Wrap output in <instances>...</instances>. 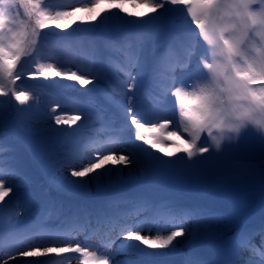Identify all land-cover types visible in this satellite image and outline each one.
I'll return each mask as SVG.
<instances>
[{
  "label": "rangeland",
  "instance_id": "obj_1",
  "mask_svg": "<svg viewBox=\"0 0 264 264\" xmlns=\"http://www.w3.org/2000/svg\"><path fill=\"white\" fill-rule=\"evenodd\" d=\"M91 2L50 0L48 7L50 11H57ZM104 6L108 8V5ZM21 9L18 21H24L27 17H23L24 10ZM115 11H118L117 16ZM142 11L147 10L134 7L129 2L124 5L123 12L119 9L108 12L106 15L111 16V19L102 26L107 31H114L115 28L119 34L125 33L127 21H138L139 25L146 27L143 21L150 20V17L128 15L130 12ZM89 15L85 12L77 13L72 18L75 23L58 32L71 34L75 26L81 25L80 22L87 20ZM177 16L181 18L177 11L163 13L159 19L147 24L153 30H149L151 33L147 31L125 36L124 43H113L110 46L112 52L104 50L100 41H94L93 46L83 44L79 50L75 45L67 43V50H62L59 43L51 40L50 44L42 34L43 39L37 50L31 56L21 59L17 65L21 80L17 81V86L28 91L31 99L21 105L14 97H0V101L4 102L0 104V175L4 180L18 178L22 183L24 181L21 187H13V193L5 198L7 209L0 213V232L5 236L6 248V239L13 230L31 231L34 237H40L33 239L32 243L43 245L49 243L46 238L48 231H72L66 222L77 218L82 223L74 230L77 233L71 235L73 246L76 243L89 246V250L96 249L99 254L110 243V251L118 253L114 257L117 264L122 252L140 262L154 256L143 252L120 251V246L126 245H120L123 238L117 239L120 224L135 223L153 229L155 236L157 232L168 234L165 230H171L174 224L180 223L179 218L183 217L185 236L181 237L177 247L175 245L181 238L163 250L148 246L144 248L140 244L147 253H163L172 258H180L175 263L157 264H264V235L261 236L264 231L261 229L263 227L256 225V220L260 221L259 217L264 218V193H250L264 189V175L259 171L260 162L264 161V140L261 135L249 129L238 141L227 142L220 152L210 149L209 153L194 161L186 158L180 161L184 154L178 153L171 158L176 163L161 164L156 157L162 160H169V157L136 140L134 126L130 120L125 119L120 103L124 98L119 93L129 83L126 70L134 60L138 59L142 65L138 75L137 70L133 69L136 75L134 114L138 113L144 121L154 119L160 109L158 103L153 106L149 102L150 96H161L173 84V76L179 85H190L193 77L198 74L200 58L207 47L200 39L195 54L189 53L185 37L179 35L183 29ZM103 18L80 27L95 31ZM8 27H14V24L10 22ZM155 50L157 69L151 73L149 65ZM39 63H54L62 69L87 68L101 82L87 87H71L70 82L62 79L59 81V77L55 80L33 78L30 74ZM41 84H45L43 88H40ZM49 85L56 88L52 90ZM166 101L165 115L178 120L175 98L169 94ZM7 103L14 104V110ZM56 114H79L81 119L74 124L57 125L54 119ZM94 115L97 117L93 119ZM101 148H111L117 154L135 156L141 165H105V169H120L121 178L117 179L114 171L111 181L108 177L93 180V176L105 170L97 169L96 173L79 178L88 181L80 189L67 190L52 183L57 161L71 155L82 165L93 159ZM64 175L72 180L78 179L71 177L70 169H65ZM124 186L129 187L123 190ZM88 197L94 200H87ZM259 202L261 206L254 208ZM82 205L87 208L93 222L84 221L87 216L76 214V208ZM0 207L4 205L0 204ZM136 207L142 208L140 215L128 216ZM14 212L22 217L12 218ZM106 216L116 217L119 226L104 222ZM87 225L91 228H87ZM91 229L96 230L99 237L93 236L94 242L86 244L85 235L82 234H96ZM78 231L83 233L78 234ZM105 231L111 235L108 241L101 238L109 237ZM255 232L258 233L255 239L257 249L248 238ZM142 234L149 233L145 231ZM113 240L115 243H112ZM30 258L17 254L15 259H10L0 253V264H4L5 259L8 264H24ZM40 260L46 264H83V257L79 253H50Z\"/></svg>",
  "mask_w": 264,
  "mask_h": 264
},
{
  "label": "snow or ice",
  "instance_id": "obj_2",
  "mask_svg": "<svg viewBox=\"0 0 264 264\" xmlns=\"http://www.w3.org/2000/svg\"><path fill=\"white\" fill-rule=\"evenodd\" d=\"M129 2H132L134 7H141L147 10L128 13L129 16L150 17V20L143 21L145 24L159 19L163 13L169 11L179 12L181 14L180 25L190 54H195L200 41L195 25L212 18L215 14L211 0H201L198 3L188 4L184 0H92L91 3L84 6L57 11H50L44 0H0V97L9 99L14 97L15 101L21 105L26 104L31 99V94L28 91L17 86V81L21 80V73L17 72V65L23 57L31 56L37 50L38 44L43 39V30L53 24L56 29L66 30L75 23L72 18L79 12L90 14L87 20L80 22L81 24H91L103 16L104 19L100 21V25H105L111 19V16L105 15L106 12H111L112 9H119L120 12H123L124 5ZM104 5H108V8L105 9ZM21 6L24 10L23 14L28 18L27 21H18ZM10 22L14 24V27H8ZM127 23L134 24L138 23V21H127ZM207 55L208 50L206 49L201 55L200 63L202 59L207 58ZM133 69L137 70V75L142 70V65L138 59L131 62L126 70L129 83L119 93L124 98L120 103L125 119L130 120L131 125L135 128V139L162 153L163 156L169 157V160H162L160 157H156V160L161 164H173L177 161L171 158L176 157L178 153L184 154V156L180 157V161H184L185 158L189 161H194L197 157L209 153L210 149H214L216 152L221 151L226 143L220 150H217L210 143L207 136H201V128L199 126L194 123H189L185 126L179 117L178 120H173L165 115L167 111V95L173 96L175 98L174 103L177 104L173 92L178 88H187L189 86L188 84L179 85L175 80V76H173V84L161 96L156 97L160 109L154 119L144 121L138 113L134 114L133 100L135 99L136 75L133 74ZM30 75L33 78L43 77L45 79L59 77L70 82L71 87L76 85L87 87L88 85H98L101 82L99 77L87 68H77L76 70L71 68L62 69L54 63H39L35 71ZM201 76L202 66L199 68L198 74L193 77V81ZM130 93L133 95H129ZM2 103L4 102L0 101V104ZM53 111L55 112V109ZM54 119L57 125L74 124L81 119V116L79 114L71 116L56 114ZM240 138L241 136L235 141ZM261 139L264 140V136H261ZM231 142L234 141H229L228 143ZM169 148L172 150L168 151L167 149ZM134 163L138 166L141 165V161L137 157L124 153L117 154L111 148L99 149L98 154L93 159L82 165L78 164L73 156L66 155L57 161L58 166L52 176V183L67 190L80 189L85 187L88 181L79 178L96 173L97 169H105V165L112 164L129 167ZM65 169H70L71 177L78 179L72 180L64 175ZM114 171L117 179L121 178L120 169L107 168L97 173L92 179L108 177L111 181ZM259 171L264 175V161L260 162ZM11 193H13V186L10 184L6 185L3 176L0 175V204L4 205V207H0V213L7 209L5 198L9 197ZM13 199L16 198L14 197ZM8 203H11V201ZM17 204H19L18 200ZM141 211V207H136L134 212H130L127 215L138 217ZM179 219L180 223L174 224L168 234L162 235L157 232L155 236L151 235L153 229H146L135 223H121L117 239L123 238L125 241L139 243L121 245L120 251L143 252L148 255L161 254L156 252L147 253L146 249L140 247V244L142 243L152 249H168L169 246L173 245L174 241L185 236L183 217ZM104 222L114 224L117 222V218L106 216L104 217ZM66 223L72 230L79 227L78 223L71 219ZM145 231L149 234H142ZM36 238L40 237H34L31 231L13 230L8 234L6 248L5 236L0 232V253L7 255L10 259H15L17 254L24 257H46L50 253H79L83 257V264H117L114 257L118 253L110 251L111 244L106 245L104 251L99 252V254L96 249L89 250V246H81L79 243L73 246L71 231L63 229L48 231L46 235L49 241L48 244L35 245L32 240ZM112 243H115V241L113 240ZM4 264H8L7 259L4 260ZM24 264H46V262L35 260L25 261Z\"/></svg>",
  "mask_w": 264,
  "mask_h": 264
},
{
  "label": "clouds",
  "instance_id": "obj_3",
  "mask_svg": "<svg viewBox=\"0 0 264 264\" xmlns=\"http://www.w3.org/2000/svg\"><path fill=\"white\" fill-rule=\"evenodd\" d=\"M211 4L214 16L195 25L208 50L202 76L173 95L182 124L199 126L220 150L249 129L264 136V0Z\"/></svg>",
  "mask_w": 264,
  "mask_h": 264
},
{
  "label": "trees",
  "instance_id": "obj_4",
  "mask_svg": "<svg viewBox=\"0 0 264 264\" xmlns=\"http://www.w3.org/2000/svg\"><path fill=\"white\" fill-rule=\"evenodd\" d=\"M21 8H23V7L21 6L19 10H22ZM104 8L107 9L105 6H104ZM117 12L118 11H115V14ZM107 13L108 12H106L105 15ZM24 16L25 15H23V17ZM116 16H117V14H116ZM27 19L28 18L26 17V20H24V21H27ZM179 22H180V20H179ZM80 26H82V24L79 26L77 24L75 26L76 28H74V31L71 34L67 35V34L59 33L58 31L61 32L62 30L56 29L55 25L53 24V25H50L49 28L43 30L42 34L48 38L47 39L48 41H50L51 39L54 40V42L57 41L59 44H61V47L65 46V43H67V42H72L74 45L81 46L82 44H86V43H92L93 44L94 41H100L102 46H104V47L108 46L110 49H112L110 46L113 43L114 44L115 43H124V41H125L124 37L125 36H130L133 33H134V35H136L137 33H140V32H147V31L150 32L149 30L153 31L151 28L148 27L147 24H146V27H143V26L139 25L138 23H134V24L128 23L126 25V27L124 28V30H125L124 34H119L115 30V28H114V31H113V29H111L110 31H107V28H105L102 25H99L95 31H89L86 27L81 28ZM103 28H105V29H103ZM164 28H169V27L164 26ZM77 29H79V30H77ZM89 32H92V34L89 35L88 34ZM105 34H107V35H105ZM152 34H154V33H152ZM68 36H69V38H67ZM131 39H132V37H131ZM51 79L55 80L56 78H51ZM58 80L62 81L61 78H59Z\"/></svg>",
  "mask_w": 264,
  "mask_h": 264
},
{
  "label": "bare ground",
  "instance_id": "obj_5",
  "mask_svg": "<svg viewBox=\"0 0 264 264\" xmlns=\"http://www.w3.org/2000/svg\"><path fill=\"white\" fill-rule=\"evenodd\" d=\"M5 182H6V185H8V183H12L13 185H16V184H18L19 183V180L18 179H16V178H13V179H5ZM20 217H22V215L21 214H19V213H17V212H14V213H12V218H20ZM154 233H152L151 232V235H153ZM181 240H182V238L180 239V240H178V243H176V247H177V245L178 244H180L181 243ZM6 242H8V240L6 239ZM128 243H134V242H130V241H125V240H121L120 241V245L121 244H128ZM174 246V247H175ZM146 246L144 245V248H145ZM171 248V247H170ZM154 257H161V256H167V255H165V254H163V253H161V254H158V255H153ZM42 257H32V258H30V259H27L26 261H35V260H40ZM121 258V260H120V262L118 263V264H138V261H137V259H133V258H131V257H129V256H127V255H124V256H121L120 257Z\"/></svg>",
  "mask_w": 264,
  "mask_h": 264
}]
</instances>
